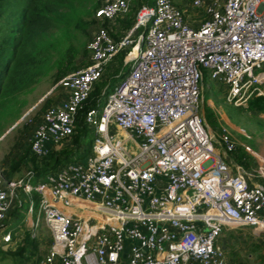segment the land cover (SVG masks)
<instances>
[{"label":"built area","instance_id":"1","mask_svg":"<svg viewBox=\"0 0 264 264\" xmlns=\"http://www.w3.org/2000/svg\"><path fill=\"white\" fill-rule=\"evenodd\" d=\"M101 1L99 20L130 10L129 0ZM192 6L204 14L191 21L173 0L143 4L118 40L100 27L88 44L89 61L58 82L64 98L44 110L30 139L39 157L70 139L107 66L124 55L128 74L101 114L98 104L86 113L95 129L92 153L35 186L0 175V225L20 190L31 216L39 197L30 232L37 236L43 218L52 234L39 264H227L221 241L227 229L264 232V183L231 168L215 141L228 153L235 142L226 130L215 137L200 111L206 70L238 107L264 96V70L256 73L264 64V0H193ZM112 125L127 138L111 135ZM253 177L264 179V168ZM4 234L9 243L12 231Z\"/></svg>","mask_w":264,"mask_h":264},{"label":"rangeland","instance_id":"2","mask_svg":"<svg viewBox=\"0 0 264 264\" xmlns=\"http://www.w3.org/2000/svg\"><path fill=\"white\" fill-rule=\"evenodd\" d=\"M57 1L53 10L52 27L31 40L27 46L28 53L34 59L31 69L27 74H14L0 94V175L7 183L21 180L30 170L35 171L32 164H27L21 166L16 173L10 174L12 163L14 165L19 162V155L26 152V148L30 146V136L44 110L64 96L65 92L57 85L58 82L87 64L88 44L94 33L103 26L96 17V11L101 5L100 0ZM147 1L129 0L130 10L117 16L114 20L116 26L127 32L135 23L139 6ZM173 1L184 8L186 17L191 21L204 14L202 9L192 6L193 0ZM142 31L143 29H140L137 34ZM124 61V55L112 60L104 77L92 91L97 93L93 100L97 101L95 106L98 104L100 114L108 101V95L128 74L130 68L124 65ZM263 70L264 64L256 73ZM201 86L203 91L200 111L204 114L209 130L218 139L225 130L229 133L236 145L229 155L250 172L256 173L257 169L264 168V112L250 106L238 107L228 102V87L212 79L208 70ZM261 87L264 89V85ZM121 130L112 125L110 134L122 138L119 135ZM81 133L82 130L79 134ZM82 137L77 151L78 161H84L92 153L95 142L94 127L86 123ZM75 140L76 136L71 137L54 151H75ZM124 145L134 152L138 150L132 149V142H126ZM215 147L223 157L224 146L215 141ZM47 174L33 180L34 186L44 180ZM257 180L264 182L260 178ZM18 194L14 199L13 208L3 222V227L0 228V264H21L19 261L24 258L40 260L51 246V232L43 218H40L37 236L33 237L30 232L33 220L38 218V195L34 194L36 209L34 216H31L27 209L29 198L21 190ZM10 230L12 239L6 243L3 236ZM221 237L226 248L227 264H264V233L259 235L252 227H231ZM22 247H25L24 254L19 255Z\"/></svg>","mask_w":264,"mask_h":264},{"label":"trees","instance_id":"3","mask_svg":"<svg viewBox=\"0 0 264 264\" xmlns=\"http://www.w3.org/2000/svg\"><path fill=\"white\" fill-rule=\"evenodd\" d=\"M153 5V0H148ZM57 0H0V94L3 88L8 85L13 75L27 74L31 69V54L27 46L35 37L48 31L54 22L53 10ZM31 58V59H30ZM96 91L92 92L86 101L84 108L77 117L76 150H65L56 152L54 149L47 156L39 157L31 150V145L26 152L19 155L20 161L13 165L11 175L16 173L21 166L33 165L36 174L42 176L48 172L56 171L62 166L79 159L77 151L81 144L83 132L86 127V113L94 107L93 100ZM51 105V104H50ZM249 106L264 112V96H258L250 100ZM82 130V133L79 132ZM79 131L78 133H76ZM72 149V148H71ZM41 160V161H40ZM24 254L25 247H22Z\"/></svg>","mask_w":264,"mask_h":264},{"label":"crops","instance_id":"4","mask_svg":"<svg viewBox=\"0 0 264 264\" xmlns=\"http://www.w3.org/2000/svg\"><path fill=\"white\" fill-rule=\"evenodd\" d=\"M101 1V0H100ZM154 1V0H153ZM147 4H148V2H146ZM145 3V4H146ZM101 5H102V1H101ZM100 5V6H101ZM141 5H143V4H141ZM140 5V6H141ZM139 6V7H140ZM179 6V5H178ZM182 7V6H181ZM183 8V7H182ZM184 9V8H183ZM117 18V17H116ZM115 18V19H116ZM114 19V20H115ZM114 20H112V21H108V20H99L100 22H101V24H103V26H100V27H108L107 29L110 31V33H111V35H112V37L114 38V39H120L122 36H124V33H126V32H124V29H121L120 30V28L119 27H117L116 25V21H114ZM105 25V26H104ZM132 27V26H131ZM130 27V28H131ZM88 56H89V51H88ZM88 61H89V59H88ZM258 97V96H257ZM62 98H64L63 96L60 98V100L62 99ZM59 100V101H60ZM208 125V124H207ZM210 129V128H209ZM211 131V130H210ZM33 132V131H32ZM31 136H32V134H31ZM31 136H30V139H31ZM30 139H29V141H30ZM31 145V144H30ZM55 148H57V147H54L53 149H55ZM52 149V150H53ZM51 150V151H52ZM218 153L220 154V152L218 151ZM221 155V154H220ZM222 156V155H221ZM224 158V160L225 161H227V163L231 166V168L233 169V170H237L238 171V168H244L245 170H246V172L248 173V175L250 176V179H252V181H255V182H261V181H258L257 179L259 178H254L253 177V174H255L254 172H250L242 163H238L237 162V160L235 159V158H232L230 155H229V153L228 152H226L225 150H224V156H223ZM30 173V174H29ZM29 176H30V178H29ZM39 177V175H37L36 174V172L35 171H32V170H30L27 174H26V176L24 177V178H22V179H27L28 178V180L29 181H31V182H33V180H35L36 178H38ZM260 179H262V178H260ZM262 180H264V179H262ZM261 183H264V182H261ZM27 209H28V206H27ZM2 225H4V223H1V225H0V227L2 226ZM11 231V230H10ZM8 232V231H7ZM51 236H52V234H51ZM51 241H52V238H51ZM51 245H52V242H51ZM51 247V246H50ZM49 250H50V248H49ZM49 250H48V252H47V254L49 253ZM46 254V255H47ZM45 255V256H46ZM45 256L43 257V258H40V260H36V261H34L33 260V258H30V259H26V258H24L23 260H18L19 261V263H21V264H39L44 258H45Z\"/></svg>","mask_w":264,"mask_h":264},{"label":"bare ground","instance_id":"5","mask_svg":"<svg viewBox=\"0 0 264 264\" xmlns=\"http://www.w3.org/2000/svg\"><path fill=\"white\" fill-rule=\"evenodd\" d=\"M119 135H120L122 138H124V139L127 138V133H126L124 130H121V131L119 132Z\"/></svg>","mask_w":264,"mask_h":264},{"label":"water","instance_id":"6","mask_svg":"<svg viewBox=\"0 0 264 264\" xmlns=\"http://www.w3.org/2000/svg\"><path fill=\"white\" fill-rule=\"evenodd\" d=\"M263 233H264V232H260L259 235H261V234H263ZM128 251H129V247H127L126 250H125V256H127Z\"/></svg>","mask_w":264,"mask_h":264}]
</instances>
